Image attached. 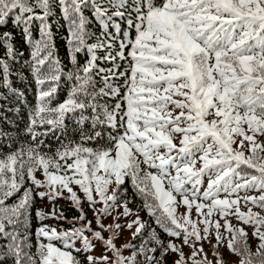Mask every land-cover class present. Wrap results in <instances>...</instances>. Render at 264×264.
<instances>
[{"label": "snow or ice", "instance_id": "6c2138e0", "mask_svg": "<svg viewBox=\"0 0 264 264\" xmlns=\"http://www.w3.org/2000/svg\"><path fill=\"white\" fill-rule=\"evenodd\" d=\"M57 9L67 70L52 30ZM10 23L30 60L17 72L23 53L15 34L0 32V102L25 101L13 80H23L25 69L37 91L24 129L29 143L0 157V264H169L172 255L171 264H264V0H0V28ZM68 121L78 141L61 139ZM49 136L60 142L51 154L43 151ZM4 139L11 137L0 130ZM126 178L155 226L128 207ZM37 197L53 205L37 210V219L71 227L41 223L33 253ZM59 199L79 215L68 220L55 207ZM193 208L202 219H191ZM126 230L131 240L118 247Z\"/></svg>", "mask_w": 264, "mask_h": 264}, {"label": "trees", "instance_id": "16d2710c", "mask_svg": "<svg viewBox=\"0 0 264 264\" xmlns=\"http://www.w3.org/2000/svg\"><path fill=\"white\" fill-rule=\"evenodd\" d=\"M55 23L52 24V30L55 36V43L56 47L58 49V55L60 60L62 61L63 65L65 66V69L67 70L68 68H71V64L69 63V58H68V51L67 47L65 44V37L67 35L66 32V25L63 19L60 16L59 9L56 10V16L53 18ZM12 31L15 34V42H16V47L19 52L23 53V58L18 59V62L15 66V69L17 72L20 71L21 65L24 64L26 61L30 60V47L25 44L23 41V38L20 34V31L18 29L13 28L11 23L6 27V28H0V32L3 31ZM90 30L93 32H96L99 34V26L96 23H92L90 25ZM33 37L34 38H39V30H38V22L34 24L33 26ZM3 49L0 48V55L3 54ZM81 62H83L84 57L81 56L79 58ZM105 66V65H102ZM123 66L121 67V71H123ZM23 77L24 79L21 80L19 77L14 76V86L20 90L21 92L24 93L25 96V101L24 102H18L14 98H9L8 101L6 102H0L2 104V107H0V130H3L5 133H7L8 136L11 137L10 140L4 139L0 140V157H3L6 153H8L11 150H16L21 147L26 146L27 143H29V137L26 136L24 129L27 126L28 123V113L29 111L34 108L35 102H36V85L30 75V73L25 69L23 71ZM67 88L68 85H62L61 90L59 91V99L62 101L67 94ZM0 91H4L3 89H0ZM19 108V111H15L13 109ZM211 118V117H210ZM68 132L65 137H61L64 143H67L69 141H78L79 136H78V129L75 126L74 121H68ZM59 135V133H57ZM239 139V138H238ZM45 144L43 146V151L48 152V153H53L55 152L56 148L60 146V142L52 137H45ZM91 146V145H90ZM247 154V153H246ZM36 178L37 179H44L43 175L40 172L36 173ZM30 182L26 183V186H28ZM207 186V181H205L204 187ZM123 188L126 190V198L130 201L128 204V207L131 208L134 212L139 211L140 218L144 221H148L149 223H153V221L149 218L147 215L146 210L142 209V200L135 194V190L133 189L131 185V181L126 178V183L123 185ZM74 190L78 191V194L81 196V199H83V193L79 192L78 187L74 186ZM23 191V189L21 190ZM251 195H258L259 193L257 192H252L250 193ZM67 193H65V196ZM243 195V193H241ZM223 197V194H221V198ZM15 197H13L11 200L8 201L9 204L13 203L15 201ZM251 205H244L243 202L241 203V210L242 211H247V208L250 207ZM55 207L64 212V215L68 218V220H71L72 217L78 216L79 213L76 211L74 207H72L71 202L66 199H59L55 202ZM83 207L87 210L88 205L87 203L83 204ZM99 207V205H97ZM37 210H43L44 212H51L53 210V205L48 202L47 199L41 201L38 197L35 199L33 208L31 210V221H30V229L29 231L31 232V242H32V249L31 251L33 253L36 252V237H35V231L38 227L41 226V223L53 226L57 229V231H60L61 228L63 229H68L71 227L70 224L67 222L60 220L57 221L55 219H47L43 222H41L39 219L36 218V211ZM178 210V209H177ZM117 211L122 212L123 208L117 209ZM253 211H259L257 208H253ZM88 219H92V212L88 211ZM116 213H113L115 215ZM235 218V217H233ZM231 222L235 227H241L242 225L236 220V219H231L229 218ZM122 220V219H121ZM216 220V219H213ZM105 223H111V217H109L107 220H105ZM224 223V222H223ZM222 223V225H223ZM95 226V225H93ZM153 226L154 223H153ZM245 227V230L248 232L250 231L251 227L249 226H243ZM157 231H160L157 229ZM223 231V228L221 229ZM249 234V233H248ZM161 239L165 240L167 242L169 238L164 234L163 232H160ZM214 236V235H213ZM251 237V234H249ZM131 240V237L130 239ZM128 240V241H129ZM127 241V242H128ZM47 242V241H45ZM133 243H138V241H132ZM177 243H180V241H175ZM59 246L58 241H54ZM250 244L253 250H255V238L250 239ZM80 245L77 244V247ZM118 246V242H117ZM155 246V245H152ZM127 252V251H126ZM128 253V252H127ZM94 255L99 256L100 251H99V245H97V251L94 253ZM78 258H82L78 257ZM176 259L174 258H169V264H171V261Z\"/></svg>", "mask_w": 264, "mask_h": 264}, {"label": "rangeland", "instance_id": "374dc122", "mask_svg": "<svg viewBox=\"0 0 264 264\" xmlns=\"http://www.w3.org/2000/svg\"><path fill=\"white\" fill-rule=\"evenodd\" d=\"M209 119H211V118H209ZM222 198H223V197H222ZM185 211H186L185 207L181 205V206L178 208L177 213H178V214H183V213H185ZM204 211H207V209H204ZM202 218H203V217H198V216H197L196 210H195V208H193L192 211H191V219L194 220V221H198V220H200V219H202ZM229 218H231V219H235V218H233L232 216L228 217V219H229ZM132 219H134V217H131V216H130V217L127 218V220L122 219L120 222H121L122 224H126L127 222H130ZM211 219L220 220V223H221V224L224 222V220L221 219L220 216H219L218 214H214V215L211 217ZM231 222H234V221H231ZM198 226H199L201 229L203 228V225H202V224H200V225H198ZM133 231H134V229H133ZM252 231H253V229L251 228L250 231H248V233L251 234ZM131 236H132V232H131V231H127V230L124 231L123 234H122V236H121V238H119V239L117 240V242H118V247L121 246V245H123L125 242H127V241L130 239ZM174 242H175V241H174ZM212 242L215 243V238H214V236H213ZM175 243H177V242H175ZM257 243H258V241L255 239V247L257 246ZM178 244H179V243H178ZM203 246H204V250H205V252H208V253H209V257L211 258V245H210L209 243H207V242H204ZM183 251H184V253H185L186 255H188V254L190 253V249H189L187 246H185V247L183 248ZM220 251L223 253V255H224V257H225L226 260H228V261H230V262L236 260V257H233V256H230V255H229V253H228V251H227L226 248H221ZM124 255H129V253L125 252ZM174 257H175V255H172V256H171V258H174Z\"/></svg>", "mask_w": 264, "mask_h": 264}]
</instances>
